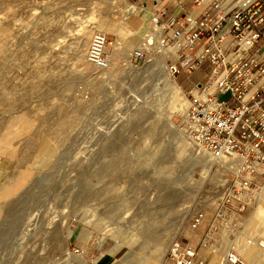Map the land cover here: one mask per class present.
<instances>
[{
	"label": "rangeland",
	"instance_id": "obj_1",
	"mask_svg": "<svg viewBox=\"0 0 264 264\" xmlns=\"http://www.w3.org/2000/svg\"><path fill=\"white\" fill-rule=\"evenodd\" d=\"M132 4L142 9L137 0H0V264H146L156 251V264H173L175 238L199 245L203 264L211 254L231 264L255 200L203 241L236 170L181 129L207 68L172 78L161 49L134 57L147 36L124 23ZM154 16L135 15L132 28L157 38ZM102 22L111 75L86 59ZM263 227H248L246 242L263 240Z\"/></svg>",
	"mask_w": 264,
	"mask_h": 264
},
{
	"label": "built area",
	"instance_id": "obj_2",
	"mask_svg": "<svg viewBox=\"0 0 264 264\" xmlns=\"http://www.w3.org/2000/svg\"><path fill=\"white\" fill-rule=\"evenodd\" d=\"M196 13L156 15L153 24L162 27V45L175 48L168 63L172 78L182 72L207 68L202 80L189 90V105L181 129L202 151L214 158H241L225 199L216 211L211 234L238 217L255 200L264 179V0H194ZM106 33H95L88 45L86 59L94 67H110ZM134 57H144L138 49ZM236 201V204L234 203ZM204 214L197 212L190 228L197 231ZM200 246L178 238L170 244L173 264H203ZM225 260L247 264L234 252Z\"/></svg>",
	"mask_w": 264,
	"mask_h": 264
},
{
	"label": "crops",
	"instance_id": "obj_3",
	"mask_svg": "<svg viewBox=\"0 0 264 264\" xmlns=\"http://www.w3.org/2000/svg\"><path fill=\"white\" fill-rule=\"evenodd\" d=\"M137 1L141 3L142 9H138L137 6L132 4L134 8H136V10L129 14V19H125L124 23L129 29L133 30V33H138L140 35L144 33L147 35L148 32L152 33L153 30H147L144 26H140L138 22L135 24L136 28H132V24L135 22V15L140 14L141 17L145 19V21L148 20L152 16V14H154L155 16L158 15L162 19H165L170 15L179 16L184 13H196L200 8L198 4L194 3V0ZM255 206L256 208L252 212L250 217L248 219L242 220V228L238 232V240L235 250L240 257L252 264H264V227L261 229V237H263V240H260L259 237V239L257 240L246 242V229L256 224V220H264V187L255 193ZM207 264H220V256L217 254H211L207 259Z\"/></svg>",
	"mask_w": 264,
	"mask_h": 264
},
{
	"label": "bare ground",
	"instance_id": "obj_4",
	"mask_svg": "<svg viewBox=\"0 0 264 264\" xmlns=\"http://www.w3.org/2000/svg\"><path fill=\"white\" fill-rule=\"evenodd\" d=\"M129 10L133 11V7L130 6L129 7ZM106 27H107V24L106 23L102 22L100 24V28L102 29V32H105ZM155 27H156V31H159L160 32L159 35H157V38H156L155 35L149 36V34H147L146 35L147 36V39L144 42L145 44L143 45V47H141V49L146 51L147 50V47L145 45H148L149 47H154V48H157V49L159 48V49L162 50V52L164 53V55H169V56L173 57L172 58V60H173L174 57H175V48L173 46L166 47V45H162V43H161L162 40L161 39L165 35L166 32H165V30L162 27H157L156 25H155ZM113 28H114V30L116 32H118V27L116 25H114ZM151 38H153L154 41ZM154 44H155V46H154ZM135 51H134V53H135ZM106 74L107 75L108 74L109 75L114 74V71L109 67L108 69H106ZM220 159L222 160L223 164L226 165V167L232 168V167L235 166V170L238 168L239 163L241 161V158L238 157V156H235V157L224 156V157H222ZM160 254H161L160 251H156L155 252V258L148 260L146 262V264H156V260L155 259H157ZM236 255L239 256L237 253H236ZM240 258L243 259L242 257H240ZM243 260H245V259H243Z\"/></svg>",
	"mask_w": 264,
	"mask_h": 264
}]
</instances>
